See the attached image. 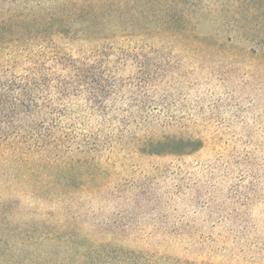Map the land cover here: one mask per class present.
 <instances>
[{
  "label": "rangeland",
  "instance_id": "374dc122",
  "mask_svg": "<svg viewBox=\"0 0 264 264\" xmlns=\"http://www.w3.org/2000/svg\"><path fill=\"white\" fill-rule=\"evenodd\" d=\"M2 1L0 20L9 21L27 0ZM140 2L141 34L122 41L143 69L128 59L104 124L82 97L64 101L79 139L95 141L82 153L73 144L43 176L58 195L12 206L14 223L41 228L25 256L264 264V0ZM123 22L126 34L129 15ZM3 82L0 118L12 95Z\"/></svg>",
  "mask_w": 264,
  "mask_h": 264
},
{
  "label": "trees",
  "instance_id": "16d2710c",
  "mask_svg": "<svg viewBox=\"0 0 264 264\" xmlns=\"http://www.w3.org/2000/svg\"><path fill=\"white\" fill-rule=\"evenodd\" d=\"M143 12L140 0H27L13 19L0 20V80L12 94L10 111L0 118V264H72V255L25 256L32 246H40L35 236L41 228L14 223L11 209L23 197L45 200L50 186L41 184L43 176L53 175L61 160L71 158L73 144L82 153L95 141L94 133L79 139V121L63 103L77 95L102 117V124L108 121L113 108L107 102L125 86L121 77L128 59L137 74L145 65L135 46L122 41L141 34ZM126 14L131 30L121 34L127 31ZM21 59L27 64L19 73ZM135 74L129 84L138 89ZM49 193L51 198L58 195Z\"/></svg>",
  "mask_w": 264,
  "mask_h": 264
}]
</instances>
